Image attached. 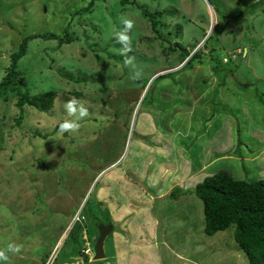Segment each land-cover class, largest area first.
<instances>
[{"label":"rangeland","instance_id":"1","mask_svg":"<svg viewBox=\"0 0 264 264\" xmlns=\"http://www.w3.org/2000/svg\"><path fill=\"white\" fill-rule=\"evenodd\" d=\"M90 1L0 0V77L26 36L68 32L73 38L30 40L17 65L31 95L57 91L49 111L20 109L15 82L0 91V250L11 243L21 246L19 253H9L11 264H86L77 254L79 231L70 212L88 201L84 223L98 230V237L97 222L106 211L98 207L95 187L104 179L99 176L89 188L92 173L118 159L125 170L141 168L135 161L141 143L158 148L150 174L159 160L171 168L174 154L163 139L167 131L178 132L180 143L201 162L215 158L204 172L195 169L197 181L221 169L237 179H264V0H99L90 12L80 13ZM139 5L159 17V35ZM122 17L134 21L131 66L124 64L114 35L123 28ZM179 44L190 50L188 57ZM196 51L201 58L184 65ZM136 71L140 80L131 79ZM160 74L165 77L149 88ZM21 89L25 93L26 87ZM147 91L150 96L143 100ZM73 97L90 115L77 134L58 135L63 105ZM150 122L159 137L145 134L153 129ZM185 155L177 156L182 164ZM159 184L163 187L164 180ZM195 199L201 205L189 210L182 202L154 206L157 212L163 207L167 219L171 212L179 220L190 213L189 239L183 227L172 247L160 236L152 247L143 243L118 257L117 242L108 237L106 255H112L113 242L115 256L99 263L91 258L89 264H249L234 225L206 234L203 201ZM123 219L121 227L128 226ZM86 232L84 237L92 238ZM96 239L90 241L93 249ZM54 249L55 257L39 258Z\"/></svg>","mask_w":264,"mask_h":264},{"label":"crops","instance_id":"2","mask_svg":"<svg viewBox=\"0 0 264 264\" xmlns=\"http://www.w3.org/2000/svg\"><path fill=\"white\" fill-rule=\"evenodd\" d=\"M152 125L153 123L150 122V128H152ZM167 132L166 138L163 139L169 141V148L174 154V157L172 156V163L174 164H171V168H169L167 160H159V168L158 164H155L156 170L150 174L147 168L152 166L154 162H158L156 158L158 156V148L156 146L149 147L147 144L141 143L135 152V161L141 163V168L133 165L125 170L117 164L118 159L111 162L104 169L92 173L93 178L90 181L89 188L93 186L99 176L104 179L100 185L97 183L95 187V200L99 204V209L102 206L103 212L106 211V214L101 212L100 222L112 227L108 237L116 240L118 257L127 255L134 247L143 243L152 247L151 242L156 241L160 236L165 243L169 242L170 245L173 239L179 240L178 235L180 232L182 233L183 227L186 232L184 233L185 237L189 239L191 228L186 225H188L190 213L182 215V220H179L176 215L173 218L174 213L171 212L168 215L169 219H167L162 212L163 207L160 208V212H157L154 206L166 201L182 202V206L188 210L189 207H192L191 204L197 203L201 205L195 199L196 194L194 191L197 184L202 182L207 176L200 178L201 181H197L200 174L196 173L195 169L198 168V171L204 172L215 161V158L207 162L205 160L201 162L199 155L192 156L190 149L183 146V142L180 143L177 138L178 132H172V134L169 131ZM149 133H154L155 137H159L156 125H153V129H149V132H145V134H148L147 136H150ZM178 146L179 148L176 149ZM163 152L166 151L164 150ZM179 154L188 155H185L184 158L186 163L182 164L178 161L179 158L177 156ZM110 168H113V170L111 171ZM159 180H164L165 185L163 187L162 184H159ZM176 190L178 195L173 196L172 193ZM80 207L81 203L74 205L70 215H75V210L78 211ZM125 216L128 218L129 225L121 227ZM183 219L186 222H183ZM173 220H175L174 223L172 222ZM87 230L92 237L91 239L97 235V231L92 229L91 226ZM108 237L107 239H109ZM106 245L107 243L105 244V252L107 251ZM170 247L172 246L170 245ZM111 249L112 255L107 254L108 257L115 256L113 242H111Z\"/></svg>","mask_w":264,"mask_h":264},{"label":"trees","instance_id":"3","mask_svg":"<svg viewBox=\"0 0 264 264\" xmlns=\"http://www.w3.org/2000/svg\"><path fill=\"white\" fill-rule=\"evenodd\" d=\"M97 1L99 0H91L88 6L81 9L79 12H90ZM121 2L124 4L127 1L122 0ZM138 7L144 16L151 21V27L154 29L155 33L159 35L160 32L156 27L157 24L161 22L158 19L159 17L148 10L145 6L139 5ZM37 38L59 39L62 43L73 40L68 32L65 37H59L53 33L32 34L26 36L18 50L11 54L10 67L7 68L0 77V91L15 82L14 88L18 93V96L16 97V105L22 110H24L25 106H29L43 112L49 111L52 108L57 96V91L50 90L31 95L25 77L22 76L18 78L19 73L17 71L19 61L28 52L29 41ZM207 42L208 39L205 40L204 47H207ZM178 46L180 47L181 54L184 58L190 55V50H188L187 47L182 44H179ZM202 55L201 51L194 52L184 65H191L194 59H200ZM171 74L173 73H170L169 75ZM164 77V74H160L148 87L151 88ZM146 83L147 81L144 84ZM22 87H26L25 93L22 91ZM148 96L150 95L147 91L143 100H147ZM19 118L20 120L23 118L22 113ZM18 123H20V121ZM194 192L204 204L203 209L206 234L213 236L234 225L235 240L239 247L246 253L249 264H264V179H237L228 170L221 169L213 175L207 176L202 182L198 183ZM172 195H176L174 191ZM87 203L84 204V208L81 209V214L86 216L87 213H85L84 209L85 206H87ZM35 210L38 211L37 209ZM76 212L77 211L75 210V213ZM101 223L102 222L98 221L97 226ZM19 224L21 225L22 222L20 221ZM74 227L79 231V235H74L77 237V243L80 242V246L77 247V254L85 258L87 262L86 264H89L91 263L88 261L89 258L87 256L85 257L82 251L86 243L82 232L85 226L77 221L74 224ZM51 253L38 257L45 262L46 257H49ZM34 254L36 253L34 252ZM94 262L99 263L101 260Z\"/></svg>","mask_w":264,"mask_h":264},{"label":"clouds","instance_id":"4","mask_svg":"<svg viewBox=\"0 0 264 264\" xmlns=\"http://www.w3.org/2000/svg\"><path fill=\"white\" fill-rule=\"evenodd\" d=\"M120 22L123 25V28L121 31L116 32L114 35H115L117 43H119L122 46L120 49V54L124 56V61H123L124 64L126 66H131L134 63L135 58L128 56V53L133 51L131 47V37L129 33L132 32L134 28V21L132 19L122 17ZM140 76H141V73L139 71H136L131 76V79L136 80V79H139ZM63 108H64L65 117L62 120V122L59 123L58 135H63L64 133H67L69 135H75L80 131L81 121H83L86 117L90 115L89 108L85 106V103L83 101L75 97L70 98L63 105ZM81 209L82 208H79L78 211L75 213V215H73L75 217H74L72 224H75L77 221L82 225L84 224L85 227L82 230L83 237H84L85 234L88 235V232H86L87 226L84 223V221H86V215L81 214ZM94 238L95 239L98 238L97 235L94 236ZM84 239L86 240V243H85V247H83V250H82L83 254L85 255V257L87 256L89 259L92 258V262H94L93 260L94 249L90 244L91 238L86 239L84 237ZM20 251H21L20 245H17L14 243L9 244L7 246V249L0 250V264H11V256L9 255V253L16 254V253H19ZM56 254L57 253L55 252V249H54L49 257L52 256L53 258L56 256Z\"/></svg>","mask_w":264,"mask_h":264},{"label":"water","instance_id":"5","mask_svg":"<svg viewBox=\"0 0 264 264\" xmlns=\"http://www.w3.org/2000/svg\"><path fill=\"white\" fill-rule=\"evenodd\" d=\"M98 228L99 234L94 245V261H100L107 257L105 252V241L112 229V227L106 226L104 224H100Z\"/></svg>","mask_w":264,"mask_h":264},{"label":"bare ground","instance_id":"6","mask_svg":"<svg viewBox=\"0 0 264 264\" xmlns=\"http://www.w3.org/2000/svg\"><path fill=\"white\" fill-rule=\"evenodd\" d=\"M157 77V76H156ZM153 81V80H152Z\"/></svg>","mask_w":264,"mask_h":264},{"label":"built area","instance_id":"7","mask_svg":"<svg viewBox=\"0 0 264 264\" xmlns=\"http://www.w3.org/2000/svg\"><path fill=\"white\" fill-rule=\"evenodd\" d=\"M77 218H79V217H77Z\"/></svg>","mask_w":264,"mask_h":264}]
</instances>
